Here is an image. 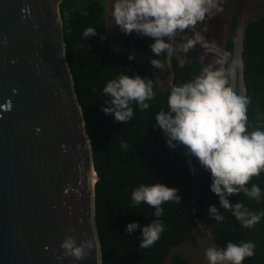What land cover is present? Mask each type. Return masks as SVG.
I'll return each mask as SVG.
<instances>
[{"label":"trees","instance_id":"16d2710c","mask_svg":"<svg viewBox=\"0 0 264 264\" xmlns=\"http://www.w3.org/2000/svg\"><path fill=\"white\" fill-rule=\"evenodd\" d=\"M59 16L66 61L91 145L93 166L99 174L94 188V218L101 264H164L167 258L170 264H192L180 253L171 252L200 225L215 234L219 247L226 246L229 241L254 243L255 255L246 258L243 264H264V217L253 228H245L230 211L221 208L219 198L210 190V173L196 158L187 157L182 146L169 148L156 123V113L167 109L171 88L201 73L203 64L200 59L181 63L172 54L169 57L171 87L161 89L156 76L159 69L153 68L150 61L129 60L125 50L110 48L102 0H62ZM88 27L96 28L97 35L83 37L82 33ZM101 36L106 38L101 40ZM123 46L126 49L133 47L138 53L147 50L135 32L125 35ZM233 46L230 40L224 45V55L228 54L224 67L229 71ZM190 53H194V47ZM241 63L244 92L237 94L250 100L247 111L249 130L264 129V14L249 19L244 27ZM120 74L130 77L139 74L154 83L155 98L148 101L150 107L140 110L133 105L134 116L126 124L114 122L113 115H105L102 111L107 99L102 89L108 80ZM122 144L126 147L122 148ZM191 166L195 167V172L190 170ZM158 182L177 188L181 203L162 205L164 213L159 219L165 230L153 246L141 248V229L156 219L155 209L146 203L134 205L131 192L140 184ZM252 184L258 185L264 193V172L253 177L247 187ZM229 200L233 204L242 202L252 212L264 211V194L259 201L243 193L231 196ZM210 205L225 216L223 221L210 218ZM132 222H138L141 228L128 233L126 227Z\"/></svg>","mask_w":264,"mask_h":264},{"label":"water","instance_id":"95a60500","mask_svg":"<svg viewBox=\"0 0 264 264\" xmlns=\"http://www.w3.org/2000/svg\"><path fill=\"white\" fill-rule=\"evenodd\" d=\"M62 0H0V264H101L99 179L66 61ZM67 236L93 240L65 257Z\"/></svg>","mask_w":264,"mask_h":264},{"label":"clouds","instance_id":"9594fccd","mask_svg":"<svg viewBox=\"0 0 264 264\" xmlns=\"http://www.w3.org/2000/svg\"><path fill=\"white\" fill-rule=\"evenodd\" d=\"M215 7L217 0H113L111 17L125 35L135 32L152 38L150 48L155 56L166 53V57H170L174 52L187 53L195 47V40L187 33L203 22ZM82 35L95 36L96 28L88 27ZM227 55L216 61L219 66L209 64L199 75L173 86L167 98V109L156 113V123L169 148L182 146L187 157L196 158L210 173V190L219 198L220 207L230 211L243 227L253 228L264 217V211L252 212L240 201L231 203L229 197L243 193L259 201L264 194L256 184L247 187L253 177L264 172V129L249 130L250 100L229 85L230 71L224 67ZM128 59L134 60L135 53L129 54ZM150 65L156 69L164 66L161 59H151ZM102 91L107 97L102 111L113 115L114 122L125 124L134 116L133 105L147 110L148 101L155 98L153 80L139 74L134 77L120 74L108 80ZM188 162L191 165V159ZM190 170L196 171L194 166ZM181 199L177 188L160 182L140 184L131 192L134 205L146 203L155 209L156 219L141 229L139 247L149 248L161 238L165 230L159 219L164 213L162 205L180 204ZM209 215L215 221L225 219L214 205L209 206ZM138 228H141L139 223L132 222L126 231L132 233ZM60 247L65 257L80 260L89 254L94 243L91 239L77 243L73 236H67ZM254 255L255 244L250 241L239 244L229 241L224 247L210 246L205 250L209 264H243Z\"/></svg>","mask_w":264,"mask_h":264},{"label":"rangeland","instance_id":"374dc122","mask_svg":"<svg viewBox=\"0 0 264 264\" xmlns=\"http://www.w3.org/2000/svg\"><path fill=\"white\" fill-rule=\"evenodd\" d=\"M87 2V0H83ZM105 7L106 17V35L109 38L110 48L113 51L125 50L129 55L135 53V60L150 61L151 59H161L163 68L159 69L156 74L161 89L171 87V68L169 57L163 53L161 56H155L151 51L150 45L154 42L152 38L139 35L140 40L145 44L147 50L145 53H138L135 48H124L123 41L125 33L119 27L114 25V20L111 17V9L113 0H102ZM217 7L212 9L207 16L214 13V10L221 8V12L213 14L212 20L203 21L196 25L194 30H189L187 36L195 40L194 53L190 50L187 53L182 51L174 52L173 55L181 62L186 63L193 58H198L205 66L212 64L216 65L217 60L224 57V45L229 39L234 42L233 60L230 70V86L234 91L243 94L244 88L242 83V63H241V46L242 34L246 23L249 19L255 18L258 15L264 14V0H217ZM83 5V4H82ZM236 19V25L230 26L231 20ZM235 28V29H234ZM179 41V37L177 38ZM210 246H218L215 239V234L211 230H206L201 227L197 228L191 234H188L185 241L178 247L172 250L173 253H180L192 264H209L205 257V250ZM170 254V256H171ZM170 258V257H169ZM171 260V259H170ZM164 264H170L169 259L165 260Z\"/></svg>","mask_w":264,"mask_h":264},{"label":"crops","instance_id":"0c3cea01","mask_svg":"<svg viewBox=\"0 0 264 264\" xmlns=\"http://www.w3.org/2000/svg\"><path fill=\"white\" fill-rule=\"evenodd\" d=\"M217 2H219V1H217ZM219 3H220V2H219ZM217 5H218V4H217ZM213 9H215V8H213ZM219 12H221V8H220V7H219L218 10H214V13H213V14H217V13H219ZM213 14L210 15V16H206L205 21L210 20V19L212 18ZM211 20H212V19H211ZM235 20H236V19L231 20V22H230V26H235V25H236ZM234 29H235V28H234ZM233 42H234V41H233Z\"/></svg>","mask_w":264,"mask_h":264}]
</instances>
